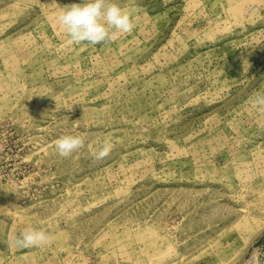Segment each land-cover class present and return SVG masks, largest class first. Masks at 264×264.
<instances>
[{
	"label": "rangeland",
	"instance_id": "1",
	"mask_svg": "<svg viewBox=\"0 0 264 264\" xmlns=\"http://www.w3.org/2000/svg\"><path fill=\"white\" fill-rule=\"evenodd\" d=\"M80 2L0 0V264L264 253V0H117L134 30L73 45ZM29 227L50 242L18 246Z\"/></svg>",
	"mask_w": 264,
	"mask_h": 264
},
{
	"label": "clouds",
	"instance_id": "2",
	"mask_svg": "<svg viewBox=\"0 0 264 264\" xmlns=\"http://www.w3.org/2000/svg\"><path fill=\"white\" fill-rule=\"evenodd\" d=\"M57 23L69 37L70 43L79 45L88 43L97 45L114 40L119 34L131 33L135 28L133 15L121 7L117 0H81L58 11ZM256 105H264V94H258L254 101ZM85 146V138L79 133L66 134L54 141L56 153L60 157H69ZM112 145L105 143L95 153L97 159L106 157ZM50 242L48 233L44 230L26 228L16 243L20 247H39ZM264 255L259 249L253 251L249 264H261L260 257Z\"/></svg>",
	"mask_w": 264,
	"mask_h": 264
},
{
	"label": "bare ground",
	"instance_id": "3",
	"mask_svg": "<svg viewBox=\"0 0 264 264\" xmlns=\"http://www.w3.org/2000/svg\"><path fill=\"white\" fill-rule=\"evenodd\" d=\"M250 260V259H249ZM250 262V261H249ZM249 262H247L246 264H249Z\"/></svg>",
	"mask_w": 264,
	"mask_h": 264
}]
</instances>
